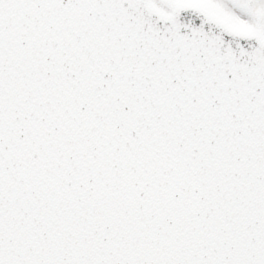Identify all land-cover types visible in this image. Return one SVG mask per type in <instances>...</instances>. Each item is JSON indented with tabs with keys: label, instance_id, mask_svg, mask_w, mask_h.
Here are the masks:
<instances>
[{
	"label": "snow or ice",
	"instance_id": "obj_1",
	"mask_svg": "<svg viewBox=\"0 0 264 264\" xmlns=\"http://www.w3.org/2000/svg\"><path fill=\"white\" fill-rule=\"evenodd\" d=\"M0 264H264V0H0Z\"/></svg>",
	"mask_w": 264,
	"mask_h": 264
}]
</instances>
